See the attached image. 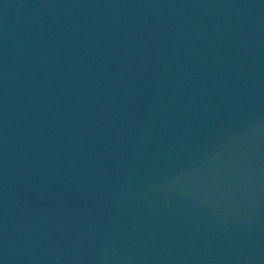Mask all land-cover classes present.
<instances>
[{"label": "water", "instance_id": "1", "mask_svg": "<svg viewBox=\"0 0 264 264\" xmlns=\"http://www.w3.org/2000/svg\"><path fill=\"white\" fill-rule=\"evenodd\" d=\"M3 264H264V0H0Z\"/></svg>", "mask_w": 264, "mask_h": 264}, {"label": "snow or ice", "instance_id": "2", "mask_svg": "<svg viewBox=\"0 0 264 264\" xmlns=\"http://www.w3.org/2000/svg\"><path fill=\"white\" fill-rule=\"evenodd\" d=\"M0 264H3V262H2V261H0Z\"/></svg>", "mask_w": 264, "mask_h": 264}]
</instances>
